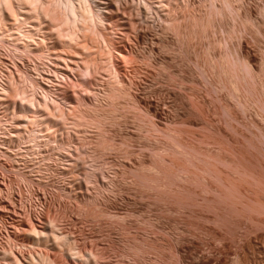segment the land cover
Returning a JSON list of instances; mask_svg holds the SVG:
<instances>
[{
  "label": "rangeland",
  "instance_id": "obj_1",
  "mask_svg": "<svg viewBox=\"0 0 264 264\" xmlns=\"http://www.w3.org/2000/svg\"><path fill=\"white\" fill-rule=\"evenodd\" d=\"M87 3L0 21V264H264V0Z\"/></svg>",
  "mask_w": 264,
  "mask_h": 264
},
{
  "label": "bare ground",
  "instance_id": "obj_2",
  "mask_svg": "<svg viewBox=\"0 0 264 264\" xmlns=\"http://www.w3.org/2000/svg\"><path fill=\"white\" fill-rule=\"evenodd\" d=\"M51 1L53 2V4L51 3L50 4L51 7H50L49 4H47V3L51 2ZM28 5H30V7L32 6L33 7L32 9L38 8L35 10V12L36 11H38V12L35 13L33 11L36 15L38 13L37 16L41 17V15L43 14L44 16L50 18L51 20L50 19L49 20L53 21V22L55 21L54 18L57 15V14L55 15V13H58V15H57L58 18L61 16L60 20L64 23L67 22V24L70 27V29H69L70 32L68 33L67 37H68V42H70L71 44L76 41V39H77L76 35L77 34H80V32L83 34H86V32L90 31L94 27L92 24L91 25L93 27L87 24V22L91 19V17L92 18L94 17V14L91 12V7L87 3V0H0V21H4L6 19L5 9H7L6 11L7 12L9 11L8 13L11 14V16H13L14 19H16V20L18 19L17 15L21 16L23 18V21L27 17L30 18L29 12H31L30 11L31 8L28 7ZM52 5L54 6L53 8H52ZM59 13H60V15H59ZM15 15L17 16L16 18H15ZM44 16H42V17H44ZM31 17H33V15ZM58 18H56V19L58 20ZM61 18H63V19H61ZM98 18H99V20L95 21V22H97V24H98V22L100 23V21L102 19L100 16ZM37 19H38V17H37ZM23 23H25V22H23ZM58 30H60V29H58ZM16 33H17V31H16ZM13 34H14V32H13ZM16 36H18V35H16ZM28 46H30V45H28ZM115 69H116V67H115ZM84 70H85L84 74L89 75V76L91 75L90 70H89V66L86 67V69H84ZM34 79L35 78L30 79V81L28 79L29 82L25 79L26 80L25 82H28V84L26 85L28 89L27 88L24 89L23 88L24 86H21L22 88L21 87L18 88L17 86L19 84H16L14 81L9 82L10 85L9 84L5 85L6 81L4 80L5 84L3 85V87L1 86L2 88L0 87L1 88L0 92H2L3 96L4 95H6V96L10 95L15 99H17L18 97L21 98L22 99L21 104H23L22 106H25L27 109H30L32 111L33 116L32 115H30V116H32L33 118L31 117L32 118L31 120H33L32 122H34L35 126H38V128H39L40 125H43L44 123L50 122L51 120L49 119L50 120L49 121L48 118L50 116H54L53 115L54 113H53V109L51 106L45 105L41 100H39V97L37 96L36 93L39 91V89H43L46 87H42V85L37 80H34ZM22 85H24V84H22ZM23 109L24 108L22 107V110ZM16 113L14 112V114H16ZM19 117H25V119H29V117H27V113H23V115H19ZM20 125H21V127H27V123H19V126Z\"/></svg>",
  "mask_w": 264,
  "mask_h": 264
}]
</instances>
